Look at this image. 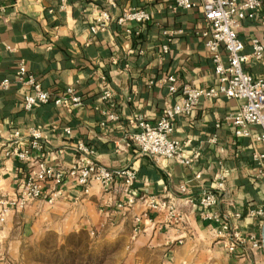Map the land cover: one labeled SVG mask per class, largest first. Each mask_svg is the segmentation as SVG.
I'll list each match as a JSON object with an SVG mask.
<instances>
[{
    "label": "crops",
    "instance_id": "1",
    "mask_svg": "<svg viewBox=\"0 0 264 264\" xmlns=\"http://www.w3.org/2000/svg\"><path fill=\"white\" fill-rule=\"evenodd\" d=\"M114 1L115 5L107 0H0V84L11 82L6 89L0 86V212L4 200L18 194L27 174L26 163L6 155L14 147L16 131L24 135L30 128L43 130L49 137L44 159L58 170L66 171L83 157L76 144L84 142L92 152L89 159L98 165L131 167L138 174L133 186L119 178L109 188L93 181L89 194L68 177L58 186L47 182L43 198L25 210H9L0 226V244L9 251L10 244L25 240L27 234L63 236L95 230L107 238L128 239L133 253L161 252L165 264L189 263L196 254L200 260L215 258L218 264H264V214L249 215L264 210V181L255 178L257 165L252 160L253 153L264 148L254 140L260 133L257 127H251V136L239 137L225 121L239 101L202 99L191 114L175 116L174 137L185 144L187 155L201 153L192 166L171 159L156 162L132 143L139 130L134 120L144 117L155 124L165 109L182 102L184 86L218 84L211 52L205 48L204 15L198 8L175 9V0ZM127 7L152 13L150 22L135 26L139 35L127 33L116 22L91 31L99 12L106 10L117 18ZM238 31L245 54H252L254 40L264 44V0L257 15L244 19ZM22 61L53 95L74 88L83 104L72 112L52 102L25 109L22 101L30 88L16 80ZM244 67L254 77H264V56H250ZM169 75L176 77L175 93L164 82ZM105 86L113 93L107 101L101 99ZM198 173L200 179L195 177ZM217 173L225 175L226 190L213 210L231 221L235 214L242 216L239 229L245 240L235 251L216 234L220 223L200 216L198 199L214 188ZM59 188L62 196L47 202L45 198ZM150 195L179 201L178 223L168 221L164 211L149 219L139 199ZM132 197L137 203L129 205ZM250 235L256 236L258 247Z\"/></svg>",
    "mask_w": 264,
    "mask_h": 264
},
{
    "label": "built area",
    "instance_id": "2",
    "mask_svg": "<svg viewBox=\"0 0 264 264\" xmlns=\"http://www.w3.org/2000/svg\"><path fill=\"white\" fill-rule=\"evenodd\" d=\"M62 1L65 2V0ZM107 1L115 5L114 0ZM261 6L262 0H175V9L198 8L204 15L206 26L204 36L207 39L205 48L211 52L212 65H214L218 84L208 87L184 86L181 90L182 102L173 108L165 109L155 124L144 117L134 120L139 130L133 135L132 143L138 147L142 155L150 156L156 162H160L161 159H171L184 166H192L201 153L196 151L192 155H187L184 150L185 144L174 137L175 116L191 114L202 99L209 100L220 97L240 102L238 109L229 113L225 118V121L227 120L233 125L235 135L239 137L251 136V127H257L260 133L254 137V140L261 143L264 148V77L256 78L244 67L250 56L257 60L263 58L264 44L259 40H254L252 54H245L244 43L238 34L241 22L248 17H255ZM152 17L151 11L143 7L124 8L117 18L105 10L96 15L91 31L104 30L111 23L116 22L119 26H124L127 33L139 35L140 30L135 26L150 22ZM16 71L17 82L30 88L22 101L27 110L40 104L52 102L72 112L83 104L82 97L76 93L74 88L57 96L46 90L36 75L27 69L24 61L18 65ZM164 82L170 84L171 92L178 91L175 76H166ZM10 83V80L6 79L0 86L6 89ZM112 96L110 87L105 86L101 93V99L107 101ZM109 118L118 119L115 114H109ZM217 126L220 124L218 123ZM64 132L68 134L70 129L65 128ZM12 138L14 147L8 150L6 155L26 163L27 174L21 182L18 194L12 199L4 200L5 207L0 212V226L6 221L9 210H25L28 204L43 198L44 186L49 181L58 186L68 177L79 186L84 187V192L89 194V185L93 181L98 182L104 188H109L116 178L123 180L126 186H133L138 178L137 171L131 167L107 169L98 165L94 160L89 159L88 156L92 152L84 142L76 144L77 152L81 153L83 157L77 160L71 168L63 171L54 168L44 159V150L49 143V137L43 130L30 128L24 135L16 131ZM213 140L215 141V138ZM252 160L257 165L255 178L264 181V149L255 151ZM195 177L200 179L201 174L198 173ZM213 182L215 183L214 188L203 192L198 199L201 207L200 216L204 220L220 223L216 234L224 241V245L229 251H235L245 240L239 229V221L242 216L235 214L236 219L231 221L225 215L213 210L219 204L220 197L226 190L225 175L217 173ZM181 190L183 193H188L186 186H182ZM62 194L61 188L53 190L45 200L54 203ZM127 202L129 205L137 203L133 197L129 198ZM139 202L145 205L146 216L149 219L150 214L164 211L168 221L178 223L180 220L182 213L179 201L160 200L150 195L140 198ZM262 214H264L263 209L249 212L251 216H261ZM262 232L264 241V222ZM250 239L253 241V246H259L255 235H250Z\"/></svg>",
    "mask_w": 264,
    "mask_h": 264
},
{
    "label": "rangeland",
    "instance_id": "3",
    "mask_svg": "<svg viewBox=\"0 0 264 264\" xmlns=\"http://www.w3.org/2000/svg\"><path fill=\"white\" fill-rule=\"evenodd\" d=\"M128 239L105 237L97 231H77L66 235L46 232L10 244L9 251L0 244V264H165L161 252L131 251ZM6 248V247H5ZM185 264H218L215 258L200 260L198 255Z\"/></svg>",
    "mask_w": 264,
    "mask_h": 264
}]
</instances>
